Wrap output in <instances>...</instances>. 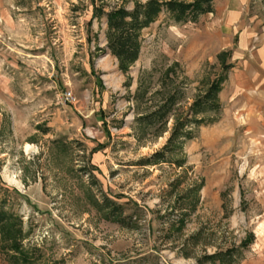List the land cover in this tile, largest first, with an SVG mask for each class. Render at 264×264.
Masks as SVG:
<instances>
[{"label":"rangeland","instance_id":"1","mask_svg":"<svg viewBox=\"0 0 264 264\" xmlns=\"http://www.w3.org/2000/svg\"><path fill=\"white\" fill-rule=\"evenodd\" d=\"M135 1L0 0V193L15 240L32 264H219L206 255L243 241L238 264H264V126L219 98L191 138L168 142L227 78L235 27L264 36V0H213L195 22L162 11L123 71L93 12ZM172 93L163 120L138 122ZM2 238L0 264H24Z\"/></svg>","mask_w":264,"mask_h":264},{"label":"trees","instance_id":"2","mask_svg":"<svg viewBox=\"0 0 264 264\" xmlns=\"http://www.w3.org/2000/svg\"><path fill=\"white\" fill-rule=\"evenodd\" d=\"M212 4L213 0H137L131 9L119 7L103 11L101 8L95 7L93 16L105 17L107 48L117 58L119 68L125 71L139 56L142 42L140 31L148 27L162 11L169 13L175 23L195 22L202 14L212 12ZM224 55V52H220L217 57L221 61L222 69L227 70L231 67V64L224 61ZM225 78L226 74H223L213 79L205 92L193 100L189 107L192 116L175 124L168 139L169 143L175 142L181 137L191 138L190 131L186 130L190 124H194V126L206 124L207 119L200 116L220 110L221 104L218 93ZM177 98L175 94H170L153 112L139 117L138 122L141 125H149L163 120L170 108L177 103ZM156 154V156L160 155L158 159H162L164 156L160 153ZM3 188L7 189L6 186H2L0 183V190H3ZM5 203L6 199L2 198L0 193V231L3 236L2 240L8 242L3 245V252L14 261L32 264L33 262L27 256L26 251L21 249L15 240L19 233L15 221H13L15 216L7 209ZM105 205L109 206V204ZM114 207L117 209H111L112 212H116L115 210L119 208ZM245 246H247L246 241L241 242L239 245V247ZM239 247L229 248L224 252L212 253L206 255L205 258L207 261H217L219 264H238L241 256L235 257V254L239 252Z\"/></svg>","mask_w":264,"mask_h":264},{"label":"crops","instance_id":"3","mask_svg":"<svg viewBox=\"0 0 264 264\" xmlns=\"http://www.w3.org/2000/svg\"><path fill=\"white\" fill-rule=\"evenodd\" d=\"M237 3L229 0V7L233 9ZM239 16L230 12L227 18L236 22ZM234 34L235 42L232 38L226 40L228 45L233 44V66L227 73V84L221 89L220 102L225 107H234L245 122L264 126V36L249 28L236 27Z\"/></svg>","mask_w":264,"mask_h":264},{"label":"built area","instance_id":"4","mask_svg":"<svg viewBox=\"0 0 264 264\" xmlns=\"http://www.w3.org/2000/svg\"><path fill=\"white\" fill-rule=\"evenodd\" d=\"M64 94H65V99L67 100H70V98L72 97L70 92H65Z\"/></svg>","mask_w":264,"mask_h":264}]
</instances>
